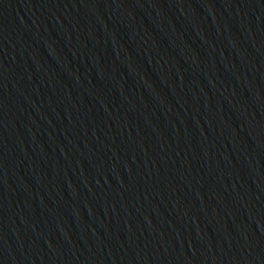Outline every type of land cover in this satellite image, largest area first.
<instances>
[{
  "label": "water",
  "instance_id": "95a60500",
  "mask_svg": "<svg viewBox=\"0 0 264 264\" xmlns=\"http://www.w3.org/2000/svg\"><path fill=\"white\" fill-rule=\"evenodd\" d=\"M7 264H264V11L130 118Z\"/></svg>",
  "mask_w": 264,
  "mask_h": 264
}]
</instances>
